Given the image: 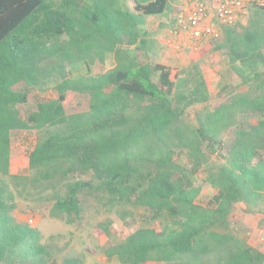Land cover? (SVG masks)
Returning a JSON list of instances; mask_svg holds the SVG:
<instances>
[{
    "label": "trees",
    "instance_id": "obj_1",
    "mask_svg": "<svg viewBox=\"0 0 264 264\" xmlns=\"http://www.w3.org/2000/svg\"><path fill=\"white\" fill-rule=\"evenodd\" d=\"M247 1L213 40L244 90L222 85L192 127L186 110L209 100L200 66L172 74L144 28L172 0H0V264H86L16 220L18 197L68 224L89 200L166 219L104 248L115 264H264L230 231L238 203L264 228V8ZM13 131L36 136L24 174L10 172Z\"/></svg>",
    "mask_w": 264,
    "mask_h": 264
},
{
    "label": "rangeland",
    "instance_id": "obj_2",
    "mask_svg": "<svg viewBox=\"0 0 264 264\" xmlns=\"http://www.w3.org/2000/svg\"><path fill=\"white\" fill-rule=\"evenodd\" d=\"M183 1L172 0L171 4L176 10ZM172 16L173 14H164L146 18L144 28L152 41L148 49L150 55L158 62L171 68L172 74L193 62L200 66L208 85L209 100L204 104H193L184 115L186 122L195 127V112L210 108L220 102L223 98L220 92L222 85L237 87L239 91H243L244 88L239 86V79L228 71L225 58L219 52L214 51L213 40L202 42L197 48H189L177 38L173 39L174 42L171 45H168L169 23ZM48 96L55 97V93L50 91ZM222 138L230 142L229 135L223 134ZM35 141L34 133L12 132L10 159L12 174L26 172L28 153ZM205 177L206 172L201 170L197 181L202 188L198 202L202 204L215 193L214 189L205 182ZM16 203L17 208L14 211L16 220L37 228L42 234V241L54 243L60 256L82 257L86 264H115L105 258L104 248L118 244L125 236L141 226L160 231L166 225L164 217L154 221L147 220L141 211L124 208L109 209L97 206L91 200L85 203L81 220L72 224L66 223L61 218H52L46 212L37 210L34 203L28 199L18 197ZM260 219L261 214L257 210L238 203L230 215V231L264 253V228L259 225Z\"/></svg>",
    "mask_w": 264,
    "mask_h": 264
},
{
    "label": "built area",
    "instance_id": "obj_3",
    "mask_svg": "<svg viewBox=\"0 0 264 264\" xmlns=\"http://www.w3.org/2000/svg\"><path fill=\"white\" fill-rule=\"evenodd\" d=\"M264 8V0H253ZM247 0H184L169 23L168 45L177 38L189 48H197L202 42L216 40L221 28L244 21L248 15Z\"/></svg>",
    "mask_w": 264,
    "mask_h": 264
}]
</instances>
